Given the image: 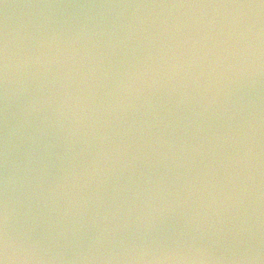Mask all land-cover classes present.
Returning <instances> with one entry per match:
<instances>
[{
    "label": "water",
    "instance_id": "95a60500",
    "mask_svg": "<svg viewBox=\"0 0 264 264\" xmlns=\"http://www.w3.org/2000/svg\"><path fill=\"white\" fill-rule=\"evenodd\" d=\"M258 3L0 0V57L7 35L16 93L9 110V125L15 130L10 141L15 175L10 225L21 249L38 242L47 250L41 253L45 264H136L122 250L139 246L154 251L201 248L215 258L213 264H244L247 249L264 248V37L254 31L249 37L253 48L243 52L245 41L231 36L229 28L237 12L250 17L257 28L264 25V14L259 9L218 7ZM78 29L79 39L61 41L59 50L37 49L53 31L72 36ZM41 51L58 57L49 73L57 85L71 73L69 87L82 98L80 124L85 129L91 117L99 115L95 106L116 89L118 77L142 59L145 64L131 94L122 95L135 107L152 104L151 109L129 112V120L147 119L152 128L143 136L130 135L107 178L85 175L51 198L49 185L62 175L63 166L54 161L43 183L30 184L26 172L24 88L28 62ZM149 52L152 58L146 59ZM249 65L255 86L232 85L229 94L225 86L238 78L235 69ZM248 75L239 78L247 80ZM89 90L94 98H88ZM4 126L0 79V181ZM112 127L119 126L106 115L96 123L97 130ZM157 140L173 143L172 150ZM80 147L73 149V162L83 167L95 145L84 151ZM63 150L60 140L55 151ZM129 159L130 169L121 175ZM89 249L91 258L86 260L83 253ZM113 250L121 251L113 256ZM19 255L17 264H24L23 251Z\"/></svg>",
    "mask_w": 264,
    "mask_h": 264
},
{
    "label": "clouds",
    "instance_id": "9594fccd",
    "mask_svg": "<svg viewBox=\"0 0 264 264\" xmlns=\"http://www.w3.org/2000/svg\"><path fill=\"white\" fill-rule=\"evenodd\" d=\"M206 7V6H202ZM218 7H229L235 9H259L261 14H264V4H234L220 5ZM131 27V26H130ZM230 35L238 40H244L246 48L243 52H250L253 48L252 41L249 39L255 31L257 37H264V25L257 28V25L247 17L246 14L237 12L234 14L229 23ZM81 30H77L72 36H67L65 33L53 31L46 37L41 39L37 45V49L56 48L59 50L61 41L79 39ZM227 54V49L225 50ZM241 52V54H243ZM236 55V53H232ZM151 52L148 53L146 59H151ZM0 79L3 82V102L5 113V130H4V173L2 177L3 200L0 203V264H17L21 259L19 253L23 251L24 264H45L44 257L41 253L47 252L42 249L38 242H31L25 248L21 249L16 242L14 232L11 228L10 221L12 216V196L11 193L15 186V175L13 171L12 161L10 160V141L15 134L14 127L9 125V110L10 106L16 99L14 84L13 65L10 60L7 35L5 36L2 57H0ZM221 62L218 57L217 63ZM58 63V57L52 56L49 53L39 52L35 56L34 61L28 62V79L24 88V110H25V125L28 129L29 146L27 150L26 172L29 183L33 180L43 183L46 178L51 176L50 168L54 161H58L63 167L62 175H58L49 185L48 198H51L58 190L65 188L68 184L77 182L85 175L92 176L102 175L107 178L115 170L116 154L119 153L128 144L130 135L139 134L143 136L152 128V123L147 120H129L130 111H139L140 108H152L151 101H145L139 107H135L129 100L124 102L122 94H131L132 85L136 82V78L141 74L145 60H139L136 63L130 64L118 77L116 81V89L110 96L99 105H96V110L99 115L91 117L92 124L87 128L81 127L80 121L83 119L82 113V98L74 95L70 90L71 73H66L63 80L57 85L55 77L49 78L51 67ZM175 67V66H173ZM248 67L238 66L235 71L238 78L229 80L225 86L228 93L231 94L232 85L237 87L247 85L252 88L256 84ZM35 69V71H34ZM264 70V69H262ZM95 72V68L91 69ZM245 72H248V79H240ZM107 76V73H105ZM64 81H67L65 83ZM155 83V81H154ZM94 98V93L89 90V97ZM80 107L79 113L77 106ZM149 113L145 112L147 116ZM91 116V112H89ZM109 116L119 127H112L108 131L97 130L96 123L101 116ZM109 123V121H104ZM62 140L63 152L55 151L57 142ZM118 141V143L116 142ZM161 147L167 143L169 150H172L173 143L163 140L154 141ZM79 144L80 150L90 149L95 145V152L90 161L83 167H78L73 161L75 154L73 149ZM186 147V146H184ZM72 159H69V156ZM163 158H167L163 154ZM113 162V163H110ZM131 159L122 164L120 174L123 175L124 170H129ZM33 173L36 176L33 177ZM134 175V171L132 173ZM131 179V177H129ZM147 182L152 183V177L149 176ZM162 183V181H161ZM158 187L160 185H157ZM39 187V184H37ZM119 194L120 186L116 187ZM231 200V197H228ZM92 250L83 253L85 259H90L88 255ZM117 251L113 250L112 255L115 256ZM130 260L136 264H190L193 260H199L200 264H213L214 259L205 249L183 247L176 249L154 251L151 248L139 246L122 250ZM151 257V259H148ZM244 264H264V248L246 250L243 257ZM108 264H111L109 260ZM215 264H221L216 261Z\"/></svg>",
    "mask_w": 264,
    "mask_h": 264
},
{
    "label": "snow or ice",
    "instance_id": "6c2138e0",
    "mask_svg": "<svg viewBox=\"0 0 264 264\" xmlns=\"http://www.w3.org/2000/svg\"><path fill=\"white\" fill-rule=\"evenodd\" d=\"M259 2H260L261 4H264V0H259Z\"/></svg>",
    "mask_w": 264,
    "mask_h": 264
}]
</instances>
